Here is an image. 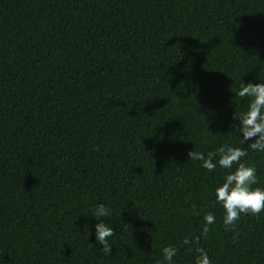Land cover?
Instances as JSON below:
<instances>
[{"label": "trees", "instance_id": "obj_1", "mask_svg": "<svg viewBox=\"0 0 264 264\" xmlns=\"http://www.w3.org/2000/svg\"><path fill=\"white\" fill-rule=\"evenodd\" d=\"M259 76L264 0H0V264H264V211L215 198L238 165L188 156L247 149L264 189L234 118Z\"/></svg>", "mask_w": 264, "mask_h": 264}, {"label": "clouds", "instance_id": "obj_2", "mask_svg": "<svg viewBox=\"0 0 264 264\" xmlns=\"http://www.w3.org/2000/svg\"><path fill=\"white\" fill-rule=\"evenodd\" d=\"M259 83L249 81L243 84L236 95L241 98H249L248 109L240 115L234 114V118L239 119L238 131L242 137L241 142L247 143L248 148L253 151L264 152V79L258 78ZM190 160L202 161V167L212 171L217 166L223 169H232L233 164L238 165L234 171H229L223 179L221 185L215 189V198L225 210L224 223L226 225L234 224L239 219L241 213H251L253 215L264 211V189L252 188V185L258 182L257 170L255 167L241 162V158L247 156V149L232 146H221L215 153H208L207 157L202 152L194 150L188 152ZM219 157L216 159V157ZM110 215L109 208L101 203L95 206L93 216L100 222L96 224V241L102 245L101 251L111 252V247L107 238L114 234V229L106 224L102 219ZM205 228L214 222V215L207 213L204 216ZM185 244L189 241L185 240ZM199 255L196 257L195 264H211L207 252L200 248L197 249ZM164 259L171 262L177 253L173 246H167L163 249Z\"/></svg>", "mask_w": 264, "mask_h": 264}]
</instances>
